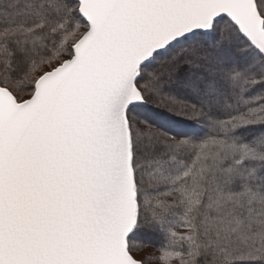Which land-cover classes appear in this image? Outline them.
Listing matches in <instances>:
<instances>
[{"label": "snow or ice", "instance_id": "1", "mask_svg": "<svg viewBox=\"0 0 264 264\" xmlns=\"http://www.w3.org/2000/svg\"><path fill=\"white\" fill-rule=\"evenodd\" d=\"M0 264H264V0H0Z\"/></svg>", "mask_w": 264, "mask_h": 264}]
</instances>
